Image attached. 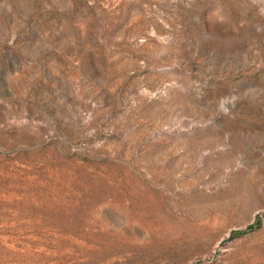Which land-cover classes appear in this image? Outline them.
Segmentation results:
<instances>
[{"label": "rangeland", "instance_id": "374dc122", "mask_svg": "<svg viewBox=\"0 0 264 264\" xmlns=\"http://www.w3.org/2000/svg\"><path fill=\"white\" fill-rule=\"evenodd\" d=\"M0 264H264V0H0Z\"/></svg>", "mask_w": 264, "mask_h": 264}]
</instances>
